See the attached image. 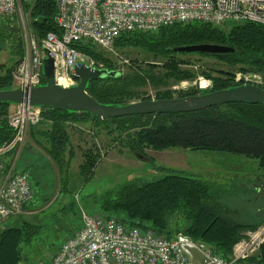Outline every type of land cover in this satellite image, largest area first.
<instances>
[{
    "label": "trees",
    "instance_id": "16d2710c",
    "mask_svg": "<svg viewBox=\"0 0 264 264\" xmlns=\"http://www.w3.org/2000/svg\"><path fill=\"white\" fill-rule=\"evenodd\" d=\"M27 15L28 28L38 40L47 33L60 35L55 24L56 5L54 0H34L31 5L21 4ZM4 20V19H3ZM1 21V20H0ZM227 30L204 23H191L160 28L156 32H133L118 36L115 44L127 46L142 45L148 52L162 57L165 74L151 75L149 81L154 88H159L167 80L181 82L194 79L198 73L189 67L190 62L178 61L173 52L183 44H218L234 49V52L222 55L198 54L214 58L222 65L239 72H253L264 80V26L254 23L231 25ZM18 40L13 48L15 55L23 54L22 42ZM73 48L95 60L102 61L105 69L112 70L111 62L103 57L93 43H75ZM186 54V53H180ZM154 65L148 66L152 71ZM211 70V71H209ZM11 69L0 73V91L9 90L12 85ZM200 75L212 81L209 92L224 90L241 84L233 82L227 71L214 69L201 70ZM121 74V73H120ZM42 82L45 83L42 78ZM146 86V79L139 71L120 75L116 78L90 81L86 92L96 102L105 106H126L138 98L140 89ZM260 88L264 89V86ZM183 96H194L197 92H182ZM172 98L170 92H158L156 100ZM141 101H144L141 100ZM43 123L49 122V148L44 153L59 165L63 164L64 155L69 146L67 125L90 122L95 126L111 129L124 135V145L130 153L144 154L146 149L160 152L168 149L222 154L217 162L226 166L248 168L256 165L264 178V105L234 103L212 107L192 113L153 114L128 116L122 118H98L80 112L59 111L42 108ZM11 114L10 104L0 103V148L12 138V131L5 118ZM71 150L69 151V154ZM84 162L79 166L81 173L89 174L97 161V154L91 150L84 153ZM229 160V161H227ZM152 163V162H151ZM164 172L158 180L139 183H125L107 198L102 209L105 214L116 217L131 226L151 227L156 233L171 238L182 232L196 242L208 245L218 255L229 259L233 246L246 231L255 230L264 223L263 213L257 212L250 223L240 221V214L247 210L238 206L241 199L235 192L249 193L245 188H232L228 182L218 177L208 176L202 179L195 175H185L182 171L160 168ZM25 212V210H24ZM23 214V213H22ZM21 215V214H20ZM36 233L33 225L23 223L19 228L0 229V264H18L20 261L19 245L29 241ZM260 263L264 264V244L259 251Z\"/></svg>",
    "mask_w": 264,
    "mask_h": 264
},
{
    "label": "built area",
    "instance_id": "2783aa9c",
    "mask_svg": "<svg viewBox=\"0 0 264 264\" xmlns=\"http://www.w3.org/2000/svg\"><path fill=\"white\" fill-rule=\"evenodd\" d=\"M55 24L60 35L47 33L38 40L31 31L25 33V52L10 72L12 81L23 90L42 84V66L46 50L54 61L55 82L61 87H73L75 67L105 69L104 62L72 47L75 43H93L104 51L113 52L115 40L121 34L156 32L160 28L187 25L194 22L214 27L254 23L264 26V0H54ZM34 0H0V19L21 12V4ZM28 30V29H25ZM112 70L126 64L115 57ZM233 82L261 87L260 76L238 73ZM212 81L198 77L193 82H180L177 91L209 92ZM149 100H156L154 98ZM43 110L19 103L6 118L12 131L11 140L0 148V155L17 144H23L28 128L43 121ZM3 117H0V124ZM0 163V229L3 223L24 213L33 199L32 182L26 171L3 173ZM264 244V224L247 231L233 246L229 259L215 253L202 242H196L182 232L171 238L156 233L146 224L131 226L116 217L81 212V225L59 247L51 264H263L259 251Z\"/></svg>",
    "mask_w": 264,
    "mask_h": 264
},
{
    "label": "rangeland",
    "instance_id": "374dc122",
    "mask_svg": "<svg viewBox=\"0 0 264 264\" xmlns=\"http://www.w3.org/2000/svg\"><path fill=\"white\" fill-rule=\"evenodd\" d=\"M0 20V73L3 74L7 69H12L19 59L13 49L18 40L22 42V55H24L25 33L31 30L28 28L27 15H24L22 8L21 12ZM230 27L232 26L225 25L219 28L227 30ZM113 48V52L98 47L97 50L111 62L112 66L116 63L115 57H118L120 62L126 63L119 65L122 75L139 71L146 79V86L140 89L138 98L133 99L132 102L156 99L158 92H170L172 98L185 92L174 89L180 82H173L170 79L159 88L151 85L148 76L165 74L162 66L165 60L148 52L145 46L115 44ZM175 57L178 61L190 62L189 65L183 64L179 65L180 67H189L190 70L198 73L194 79L181 82H193L196 78L203 77L199 73L201 70L208 69L227 71L232 78L238 73L246 74L251 78L252 76L262 78L257 73L239 72L222 65L214 58L202 57L198 54L177 53ZM151 64L155 68L152 71L148 68ZM262 81L264 82L263 78ZM43 85L44 82L40 86ZM18 88V83L13 81L9 90ZM191 90L196 92L193 89L189 91ZM15 106L10 104V113ZM77 126H67L70 141L62 165L53 162L39 147H36V152L21 150L16 160L14 155H10L9 163H15L17 170L29 173L33 188V199L25 207V212L3 223V228H19L26 222L33 225L36 230L29 241L20 243L18 264H51V259L56 255L61 244L81 225L82 211L105 215L102 209L103 202L114 196L121 186L130 181L144 183L158 180L164 175L160 168L182 171L185 175H195L202 179H206L205 175L213 170L215 173L208 176L218 177L237 190L248 188V194L242 193L243 191L235 192V195L241 199L238 204L239 210H247L240 214L241 222L250 223L257 212L261 215L264 211V178L262 171H258L255 164H249L248 168H230L226 166V162H217L218 156H224L222 154L181 149L160 152L146 149L142 156L128 151L123 142L124 135L113 131V125L111 129H106L102 125L95 126L90 122L82 121ZM48 128L49 126L44 124L36 126L39 131ZM39 143L40 146L49 148L48 139L42 138ZM70 150L71 154H69ZM90 150L97 154V161L89 174H83L79 166L84 162L83 154ZM2 161L0 163L4 164Z\"/></svg>",
    "mask_w": 264,
    "mask_h": 264
},
{
    "label": "water",
    "instance_id": "95a60500",
    "mask_svg": "<svg viewBox=\"0 0 264 264\" xmlns=\"http://www.w3.org/2000/svg\"><path fill=\"white\" fill-rule=\"evenodd\" d=\"M173 52L222 55L232 53L234 49L224 45L203 43L176 47ZM43 53L42 76L45 85L30 90H23L20 87L13 90H2L0 91V103L15 105L26 103L32 107L75 113L84 112L98 118L112 119L153 114L192 113L234 103L264 105V89L252 85H240L194 96L136 101L126 106H105L87 94L86 86L90 81L119 77L121 74L118 71L77 66L73 71V77L78 83L73 87L65 88L56 84L54 61L46 50H43Z\"/></svg>",
    "mask_w": 264,
    "mask_h": 264
},
{
    "label": "crops",
    "instance_id": "0c3cea01",
    "mask_svg": "<svg viewBox=\"0 0 264 264\" xmlns=\"http://www.w3.org/2000/svg\"><path fill=\"white\" fill-rule=\"evenodd\" d=\"M15 109V108H14ZM14 111V110H13ZM40 124H44V125H50L49 122L48 123H43L41 122ZM79 123H73V124H68V125H78ZM67 125V126H68ZM78 127V126H77ZM49 129V128H48ZM48 129H45L43 131H39L36 129V126H30L28 128V131H27V134H26V137L24 139V142L23 144L20 146L19 144H17L13 149H11L10 151L0 155V158L4 161H2L0 159V161H2L4 164V171L3 173H7L10 168L12 167V170L17 172V171H21V170H17L15 169V163H9V160H10V155H14L15 157V160L17 159V156L19 154V152L21 150H25L26 152H28L29 150L33 151V152H36V147H39L40 149H42L43 151V148L42 146H40V143H39V140L42 139V138H45V139H48V135L46 134V131ZM45 149V148H44ZM41 151V152H42ZM44 152V151H43Z\"/></svg>",
    "mask_w": 264,
    "mask_h": 264
},
{
    "label": "flooded vegetation",
    "instance_id": "af4514ba",
    "mask_svg": "<svg viewBox=\"0 0 264 264\" xmlns=\"http://www.w3.org/2000/svg\"><path fill=\"white\" fill-rule=\"evenodd\" d=\"M181 95L182 94L178 95L177 97H173V98H180V97H182ZM183 97H187V96H183Z\"/></svg>",
    "mask_w": 264,
    "mask_h": 264
}]
</instances>
